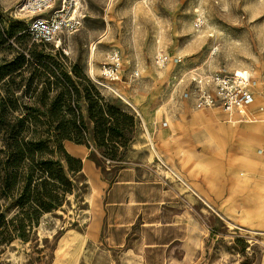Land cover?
I'll return each instance as SVG.
<instances>
[{
    "label": "rangeland",
    "instance_id": "obj_1",
    "mask_svg": "<svg viewBox=\"0 0 264 264\" xmlns=\"http://www.w3.org/2000/svg\"><path fill=\"white\" fill-rule=\"evenodd\" d=\"M81 1L80 27L60 36L64 53L24 33L14 16L21 0H0V160L6 132L45 144L64 127L63 148L82 164L60 206L26 238L0 244V264H264V0ZM111 53L116 80L101 68ZM159 53L169 62L157 64ZM207 70L250 75V115L229 122L179 98ZM126 166L156 181L141 197L164 190L160 203L143 204L154 224L130 228L167 244L143 257L113 247L101 222L107 184ZM0 212L7 219L13 209Z\"/></svg>",
    "mask_w": 264,
    "mask_h": 264
},
{
    "label": "trees",
    "instance_id": "obj_2",
    "mask_svg": "<svg viewBox=\"0 0 264 264\" xmlns=\"http://www.w3.org/2000/svg\"><path fill=\"white\" fill-rule=\"evenodd\" d=\"M32 63L42 70L48 69V65H57ZM91 109L92 106L90 112ZM71 125L79 134L75 121ZM54 131L57 132L53 135L54 140L45 144L24 141L15 133H5V146L1 149L4 156L0 160V207L13 209V213L6 219L0 212V244L16 235L26 238L40 217L60 206L66 194L75 187V176L82 170L81 161L63 148L62 139L70 137L67 130L58 127Z\"/></svg>",
    "mask_w": 264,
    "mask_h": 264
},
{
    "label": "built area",
    "instance_id": "obj_3",
    "mask_svg": "<svg viewBox=\"0 0 264 264\" xmlns=\"http://www.w3.org/2000/svg\"><path fill=\"white\" fill-rule=\"evenodd\" d=\"M24 24V32L32 41L51 44L56 49L66 52L61 40L62 34L74 33L81 25L83 18L81 0H21L14 15ZM195 26H201L200 19ZM156 63L165 65L170 58L165 53L155 56ZM176 63L181 59L176 57ZM118 56L111 53L102 64V73L109 80H116ZM226 73L224 70H207L193 75L185 89L180 92L183 99H191L196 108H220L231 113L239 106L248 107L254 101L252 80L241 75ZM134 78L138 71L131 74Z\"/></svg>",
    "mask_w": 264,
    "mask_h": 264
},
{
    "label": "crops",
    "instance_id": "obj_4",
    "mask_svg": "<svg viewBox=\"0 0 264 264\" xmlns=\"http://www.w3.org/2000/svg\"><path fill=\"white\" fill-rule=\"evenodd\" d=\"M184 100L193 105L191 99ZM248 107H250V105ZM258 109L261 110L262 108L259 107ZM252 112L251 114H253ZM231 113H233V111ZM231 113L226 114L230 115ZM246 114L250 115V113ZM141 166L146 167V165L143 164H141ZM146 172L147 171L140 167L131 166L122 167L117 170L112 181L107 184L103 195V215L101 219L102 223L105 222L109 226L106 229V240L109 241L113 247L124 246L129 250L130 254L138 255L139 257H143L144 249L149 246L167 245L163 243L157 244L154 242H147L145 241L144 235L140 236L137 234V231L136 233L134 232V229L130 230V228L137 223L139 225H153L154 223L152 221L144 222L141 217L144 208L143 204L156 205L162 201L164 196V190H162L163 196L161 195V198L151 199L145 196L141 197V194L139 193L140 188L147 187L148 184H156L155 180L149 178L152 174ZM176 222L172 220L171 223H165V225L173 226L177 224ZM118 231H125L123 236L119 238V241L117 236ZM173 240L179 241L178 238ZM169 242L171 244L172 240ZM143 262L145 263L144 260Z\"/></svg>",
    "mask_w": 264,
    "mask_h": 264
},
{
    "label": "bare ground",
    "instance_id": "obj_5",
    "mask_svg": "<svg viewBox=\"0 0 264 264\" xmlns=\"http://www.w3.org/2000/svg\"><path fill=\"white\" fill-rule=\"evenodd\" d=\"M99 41V40H98ZM96 43V42H95ZM94 43V44H95ZM92 53V52H91ZM242 74V77L243 78H246L247 76H248V74L247 75H244V73H241ZM249 112V110L248 109H246V108H244V107H242V106H239V107H237V108H235L234 110H233V113L235 114V116H238V115H241V114H245V113H248ZM233 113H231L230 115L229 114H226L227 116V120L229 121V122H231V121H233L234 119H232L231 118V115L233 114ZM169 169V168H168ZM171 170V169H170ZM174 174H175V176L176 177H178V179L180 180V181H182L183 183H185L186 184V186H188L192 191H195V190H193V188L188 184V183H186L183 179H182V177L179 175V174H177V173H175L174 172ZM177 179V180H178ZM187 187V188H188ZM190 189H188V190H190ZM204 199V198H203ZM205 200V199H204ZM205 203V202H204ZM206 204V203H205ZM234 225V224H233ZM247 231H249V230H247ZM250 231H252V230H250ZM252 233V232H251ZM254 233V232H253ZM262 233V232H261Z\"/></svg>",
    "mask_w": 264,
    "mask_h": 264
},
{
    "label": "snow or ice",
    "instance_id": "obj_6",
    "mask_svg": "<svg viewBox=\"0 0 264 264\" xmlns=\"http://www.w3.org/2000/svg\"><path fill=\"white\" fill-rule=\"evenodd\" d=\"M237 75L239 76V75H241V73H237Z\"/></svg>",
    "mask_w": 264,
    "mask_h": 264
}]
</instances>
